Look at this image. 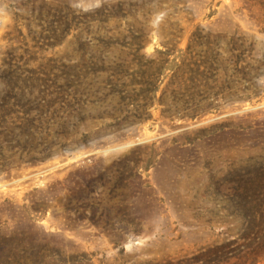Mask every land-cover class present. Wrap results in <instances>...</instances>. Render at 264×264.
Returning a JSON list of instances; mask_svg holds the SVG:
<instances>
[{"label":"rangeland","instance_id":"obj_1","mask_svg":"<svg viewBox=\"0 0 264 264\" xmlns=\"http://www.w3.org/2000/svg\"><path fill=\"white\" fill-rule=\"evenodd\" d=\"M73 2L0 0L1 264H264V0Z\"/></svg>","mask_w":264,"mask_h":264},{"label":"trees","instance_id":"obj_2","mask_svg":"<svg viewBox=\"0 0 264 264\" xmlns=\"http://www.w3.org/2000/svg\"><path fill=\"white\" fill-rule=\"evenodd\" d=\"M66 31L65 35L68 34L69 29H71V22L65 24ZM206 41L208 45L213 44L210 39V34L207 35ZM191 47L187 48V51L183 58L181 59L180 64H175L174 66V73L166 86V89L158 100L160 104L165 106L164 113H168L171 115H180V117H190L195 118L198 114L197 111L189 114H180V113H188L186 110L190 106V104H196L198 107L206 101L210 99L217 100L218 95L223 90H216V84L213 78L207 77V73H211L214 68V60L213 58H205L201 60V58L194 59L191 55L192 51H190ZM169 55V53H163ZM192 56V57H191ZM155 61L153 60L151 64H154ZM183 74H187L189 84L184 86L183 81L181 80ZM122 80L121 75L118 78ZM204 79V80H203ZM189 91L191 93V97L189 99L184 98V91ZM200 95L202 96L201 100L196 101V97ZM211 105V104H208ZM4 118V110L0 109V120ZM2 132H0L1 135ZM1 161V160H0ZM229 243H222L220 245H214L211 247L204 248L203 251H200L198 255H195L194 258H201L206 262H215L217 264H221L223 262L222 256L225 254V250L228 247ZM201 250V249H200ZM4 250L0 248V264L4 261ZM255 258L251 264H257L258 255L257 253L254 254ZM264 259V238H262L261 242V260Z\"/></svg>","mask_w":264,"mask_h":264},{"label":"clouds","instance_id":"obj_3","mask_svg":"<svg viewBox=\"0 0 264 264\" xmlns=\"http://www.w3.org/2000/svg\"><path fill=\"white\" fill-rule=\"evenodd\" d=\"M103 2H104V0H92V7L93 8H99ZM72 7L73 8H80L81 4L78 2H75V0H74Z\"/></svg>","mask_w":264,"mask_h":264},{"label":"bare ground","instance_id":"obj_4","mask_svg":"<svg viewBox=\"0 0 264 264\" xmlns=\"http://www.w3.org/2000/svg\"><path fill=\"white\" fill-rule=\"evenodd\" d=\"M84 155V154H83Z\"/></svg>","mask_w":264,"mask_h":264}]
</instances>
